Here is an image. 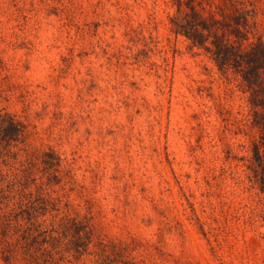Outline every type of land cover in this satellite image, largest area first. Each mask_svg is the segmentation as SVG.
I'll use <instances>...</instances> for the list:
<instances>
[{
	"label": "rangeland",
	"instance_id": "rangeland-1",
	"mask_svg": "<svg viewBox=\"0 0 264 264\" xmlns=\"http://www.w3.org/2000/svg\"><path fill=\"white\" fill-rule=\"evenodd\" d=\"M174 12L173 0H0V107L34 128L33 148L74 163L86 190L72 199L82 215L94 199L128 260L264 264L247 96L171 31Z\"/></svg>",
	"mask_w": 264,
	"mask_h": 264
},
{
	"label": "trees",
	"instance_id": "trees-1",
	"mask_svg": "<svg viewBox=\"0 0 264 264\" xmlns=\"http://www.w3.org/2000/svg\"><path fill=\"white\" fill-rule=\"evenodd\" d=\"M171 31L202 51L247 96L242 122L258 131L247 179L264 195V36L255 0H173ZM34 128L0 107V255L5 264H137L72 199L83 196L74 163L31 146Z\"/></svg>",
	"mask_w": 264,
	"mask_h": 264
}]
</instances>
